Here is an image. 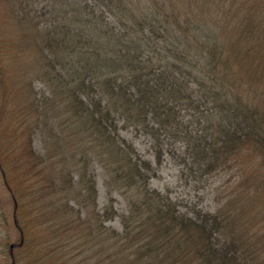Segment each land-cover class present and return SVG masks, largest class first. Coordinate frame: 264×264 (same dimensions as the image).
Instances as JSON below:
<instances>
[{"label": "trees", "instance_id": "1", "mask_svg": "<svg viewBox=\"0 0 264 264\" xmlns=\"http://www.w3.org/2000/svg\"><path fill=\"white\" fill-rule=\"evenodd\" d=\"M58 3L64 9L48 22L42 66L51 90L60 91L46 100L62 101L63 135L69 129L67 136L77 140L79 162L96 159L125 201L119 231H108L102 241L101 226L93 227L98 250L102 245L108 252L101 264H264L262 205L245 204L253 208L241 214L245 208L228 197L214 213H181L151 188L157 171L151 161H135V149L119 137L120 127L132 126L154 136L159 152L157 139H178L192 172L202 178L230 174L226 183L232 178L233 187L246 164L264 170V0ZM28 140L34 171L41 158ZM0 173L14 214L27 217L1 161ZM51 173L50 167L46 181L55 179ZM68 181L59 192L83 201L85 193L94 196L84 170L75 185ZM42 189L43 181L36 191ZM251 191L257 190L248 188L244 196ZM112 209L109 203L96 215L106 218ZM25 221L16 220L22 243L11 260L20 264L22 256L23 264H40V231H32L37 221Z\"/></svg>", "mask_w": 264, "mask_h": 264}, {"label": "rangeland", "instance_id": "2", "mask_svg": "<svg viewBox=\"0 0 264 264\" xmlns=\"http://www.w3.org/2000/svg\"><path fill=\"white\" fill-rule=\"evenodd\" d=\"M80 1L92 4V0ZM62 9L58 0H0V161L7 166L10 186H13L19 204L26 208L27 214V217L20 218L14 214L12 196L0 173V264H14L11 257L20 254L18 248L22 237L16 226L17 218L23 224L25 220L37 221L32 231H40L39 242L42 244L37 251L44 257L40 264H101V258L106 260L108 252H104L102 245L98 250L97 237L92 234L96 231L95 226H101L102 241L108 231L121 228L125 208L123 196L107 184L106 172L96 159L79 162L75 151L77 140L67 136L69 129L64 131L67 137L63 135L61 124L65 116L59 113L60 107L64 106L62 101L58 103L57 98V103L50 105L52 103L46 100L51 97V92L58 97L60 90L54 88L52 91L46 74H43L45 33L48 22ZM119 137L124 145H132L135 149V161L143 158L151 161L157 170L150 180L151 188L171 198L181 213L193 214L198 209L214 213L225 205L228 197L231 204L239 202L240 208H245L241 214L253 208L245 205L251 202L254 206L264 207V170L254 165L244 164L245 169L239 172V186L233 187L232 178L226 183L230 174L202 178L192 172L180 156L184 143L178 139H157L158 147H162L158 157L160 148H155L154 136L127 126L120 127ZM27 140L35 158H41L42 168L34 171V157L24 147ZM158 159L160 164L157 165ZM50 167L51 175L55 177L53 181L50 178L51 182L46 181ZM61 167H64V176L60 178ZM83 170L85 179H92L94 183L92 198L83 190L80 192L85 195L84 201L71 191L68 194L59 192L68 179L67 184L75 185ZM42 181L43 189L38 192L36 190ZM74 188L75 192L79 191L76 186ZM248 188L257 190L260 196H252L253 193L257 196V191L244 196L243 192ZM109 203L114 212L111 215L107 213L106 218L102 215L97 217ZM37 213L40 216L35 220ZM235 231L240 232L239 229ZM23 262L21 256L20 264Z\"/></svg>", "mask_w": 264, "mask_h": 264}]
</instances>
